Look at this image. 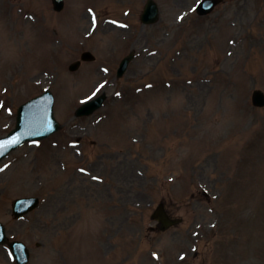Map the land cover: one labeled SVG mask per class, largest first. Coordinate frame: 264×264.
<instances>
[{
  "label": "rangeland",
  "instance_id": "obj_1",
  "mask_svg": "<svg viewBox=\"0 0 264 264\" xmlns=\"http://www.w3.org/2000/svg\"><path fill=\"white\" fill-rule=\"evenodd\" d=\"M16 1L0 0V134L44 87L62 123L58 136L20 147L0 170V219L29 246V264H150L142 253H172L164 243L170 233L178 247L169 263L177 264L193 230L197 251L180 264H264V107L250 99L254 88L264 90V0H225L202 23L192 14L178 26L176 13L193 0H156L161 17L151 25L136 19L144 0L129 4L126 19V0H65L61 12L50 0ZM87 7L98 21L128 25L102 23L86 37ZM83 50L94 61L70 72ZM130 50L124 76L107 89L102 123L73 117L103 78L98 66L112 70L114 84L113 68ZM104 128L111 131L101 136ZM80 131L81 161L62 147ZM79 163L102 180L75 172ZM30 194L40 206L13 218L11 200ZM160 200L183 218L165 234L149 227ZM9 259L0 246V264H15Z\"/></svg>",
  "mask_w": 264,
  "mask_h": 264
}]
</instances>
